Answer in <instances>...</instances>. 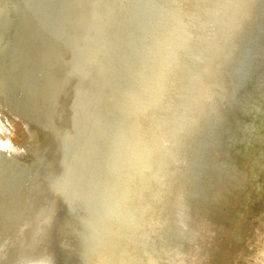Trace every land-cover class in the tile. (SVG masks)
<instances>
[{"label":"bare ground","instance_id":"obj_1","mask_svg":"<svg viewBox=\"0 0 264 264\" xmlns=\"http://www.w3.org/2000/svg\"><path fill=\"white\" fill-rule=\"evenodd\" d=\"M0 142V264H264V0H0Z\"/></svg>","mask_w":264,"mask_h":264},{"label":"water","instance_id":"obj_2","mask_svg":"<svg viewBox=\"0 0 264 264\" xmlns=\"http://www.w3.org/2000/svg\"><path fill=\"white\" fill-rule=\"evenodd\" d=\"M13 105H14V103H13ZM215 156H217V155H215ZM216 158H217L216 166L218 165V163H220V161H218V160H224V159L226 160L225 156H223V155L221 157L217 156Z\"/></svg>","mask_w":264,"mask_h":264},{"label":"snow or ice","instance_id":"obj_3","mask_svg":"<svg viewBox=\"0 0 264 264\" xmlns=\"http://www.w3.org/2000/svg\"><path fill=\"white\" fill-rule=\"evenodd\" d=\"M5 147V144L3 142H0V148Z\"/></svg>","mask_w":264,"mask_h":264}]
</instances>
